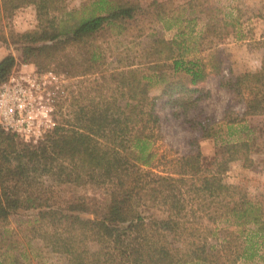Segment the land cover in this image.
I'll use <instances>...</instances> for the list:
<instances>
[{
  "label": "trees",
  "instance_id": "trees-1",
  "mask_svg": "<svg viewBox=\"0 0 264 264\" xmlns=\"http://www.w3.org/2000/svg\"><path fill=\"white\" fill-rule=\"evenodd\" d=\"M65 1L0 0V40L12 37L22 61L44 69L54 65L92 82L82 84L70 116L39 141L0 128V264H26L20 244L34 240L67 255L70 264H264V193L251 197L244 184L226 181L234 162L243 168L264 165V54L260 74L226 73L220 50L221 40L237 30L239 14L221 15L210 0H188L183 18L175 15L174 0L147 5L94 0L79 15ZM28 5L36 10L38 26L8 37L3 21ZM146 19L165 24L175 19L168 27L176 33L168 38L161 27L148 29ZM140 21L132 35L139 39L138 50L100 43ZM242 36L238 31L236 37ZM17 60L13 53L0 60V83ZM177 72L188 74L192 86L169 79ZM210 75L238 99L243 112L229 113L226 107L222 123L211 117L194 125L203 138L218 136L223 124L237 137L216 141L211 156L194 139L189 153L158 158L162 120L148 105L151 89L168 80L163 94L172 99L175 113L179 107L187 111L197 108L203 94L194 93ZM248 117L257 119L248 124ZM57 161L70 167L72 182L106 186L111 212L84 216L92 212L87 202L59 203L55 187L42 180ZM23 206L36 213L22 229V240L9 234L8 226ZM222 223L233 228L221 235ZM9 249L18 250L10 261Z\"/></svg>",
  "mask_w": 264,
  "mask_h": 264
},
{
  "label": "rangeland",
  "instance_id": "rangeland-1",
  "mask_svg": "<svg viewBox=\"0 0 264 264\" xmlns=\"http://www.w3.org/2000/svg\"><path fill=\"white\" fill-rule=\"evenodd\" d=\"M94 0H66L67 7L78 9V14H84L90 9L91 3ZM143 5H147L153 0H138ZM188 0H174L172 7L176 9V16L185 15L183 10ZM217 2L219 14L223 15L228 11H233V14H239L240 20L237 23L236 31L221 40L220 50L223 58V66L226 73L252 71L260 74L261 61L264 54V0H210ZM84 6H86L83 11ZM240 11H238V8ZM189 12V11H187ZM147 26L163 30V33L168 37L174 36L176 28L168 27L173 21L168 24L160 22H149L146 19ZM141 24L131 23L126 25L125 31L121 35H114L107 40H102L100 43L103 47H109L116 50L125 46H131L134 50H138L139 39L132 35ZM180 25V24H179ZM5 33L9 37L12 32H23L34 29L38 26L37 14L34 6L28 5L20 8L11 17L3 21ZM161 27V28H160ZM199 26L197 30L200 28ZM244 33V36L237 38V32ZM9 53H13L18 59L16 66L12 70L8 79L0 83V88L3 83L21 81L29 85L28 81L35 83L31 88L30 100L38 105L36 114L39 115L38 124L41 133L33 135L18 134L22 139L32 142H37L42 139L54 126L64 122V119L72 113L75 98L80 97L82 77L72 76L69 72L58 70L54 65L44 69L42 66L33 61H22L21 50L18 43L13 42L12 37L8 38V42L0 40V60ZM109 67H112L114 62L109 56L106 58ZM176 81H183L188 86L190 77L184 72H177L173 77L169 78ZM168 81V80H167ZM167 81L154 86L148 97V105L154 107L162 120V138L156 142L157 157H162L163 160L175 159L183 154L189 153L194 144L192 141L197 140L202 153L206 156H211L216 151V141L222 139H235L237 136L230 134V130L225 124L220 127L218 136L203 138L198 132V128L194 125L196 119L201 120L213 118L220 123L223 122L224 111L229 107V113L243 112L242 104L229 91L218 86L219 78L215 75H210L198 87L201 92H195L194 95L203 94L202 98L197 102V108L193 107L185 111L183 107H179L175 113V106L169 95L163 94V88ZM92 85L91 83H88ZM87 84V85H88ZM86 87V86H85ZM181 94H187L180 91ZM178 95V93H176ZM170 100V101H169ZM191 118L195 120L190 121ZM257 117H248L246 123L256 121ZM212 120V119H209ZM1 128V127H0ZM3 129V128H2ZM70 167L63 162L57 161L50 165V171L42 180L53 185L59 203H68L70 201H85L90 205L92 212L83 213L84 216H101L111 212L112 197L110 190L106 186H101L95 183L71 181ZM226 181L230 183H242L248 189L251 197L260 196L264 193V165L258 164L253 168H243L240 162H234L231 169L227 173ZM36 211L27 209L23 206L17 213L11 217V222L8 226L9 234L16 238L26 235V231L22 229L27 227L28 220ZM228 224L222 223L218 226L219 234L223 235L226 229H232ZM15 232V233H10ZM217 241H220L217 239ZM22 243V242H21ZM21 249H24L28 255L26 264H70L69 258L65 254L56 253L46 248L40 241H32L31 245L20 244ZM2 250L0 251V253ZM18 250H8V261H10ZM241 264H263L259 262H248Z\"/></svg>",
  "mask_w": 264,
  "mask_h": 264
},
{
  "label": "built area",
  "instance_id": "built-area-1",
  "mask_svg": "<svg viewBox=\"0 0 264 264\" xmlns=\"http://www.w3.org/2000/svg\"><path fill=\"white\" fill-rule=\"evenodd\" d=\"M7 82L0 88V127L17 134L33 135L41 133L39 115L36 114L38 105L30 100L31 88L35 83ZM56 123H53L55 126Z\"/></svg>",
  "mask_w": 264,
  "mask_h": 264
}]
</instances>
